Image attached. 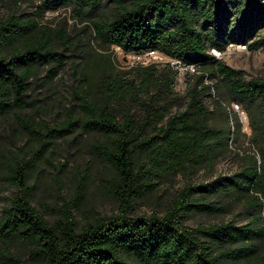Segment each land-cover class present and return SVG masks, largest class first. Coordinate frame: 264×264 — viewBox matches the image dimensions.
<instances>
[{
	"label": "trees",
	"instance_id": "obj_1",
	"mask_svg": "<svg viewBox=\"0 0 264 264\" xmlns=\"http://www.w3.org/2000/svg\"><path fill=\"white\" fill-rule=\"evenodd\" d=\"M105 3L112 5L113 13L91 21L102 44L126 54L157 50L199 68L185 110L166 119L168 110L162 102L174 96L178 73L168 64L169 76L155 65L138 68L139 74L126 81L85 74L83 88L74 92L78 115L70 109L66 119L53 126L35 129L16 116L27 124L37 145L29 158H16L8 166L7 181L15 194L0 216V260L23 264L10 247L20 242L32 258L46 264H264V76L248 79L211 53L213 48L223 51L229 44L246 42L251 50L264 49V37L256 35L264 27V0H43L41 11L73 6L85 18L83 14ZM60 35L70 42L62 31ZM53 40L47 28L39 30L36 20L0 17V117L27 106L28 80L35 65H52L53 79L65 64ZM206 78L216 84L204 83ZM152 91L153 106L139 98ZM212 92L217 103L226 95L229 101L240 102L260 158L245 153L233 174L188 183L162 215L137 216V202L155 192V179L182 168H210L222 152L217 143L225 131L211 125L212 112L203 102ZM128 101L140 104L143 113L136 117L111 106ZM236 124L241 127L238 119ZM79 134L98 137L92 149L112 170L108 189L117 211L79 227L73 213L78 210L75 194L69 201L63 199L52 224L32 205L27 181L56 139ZM210 197L242 202L248 222L186 225L194 212L223 211Z\"/></svg>",
	"mask_w": 264,
	"mask_h": 264
},
{
	"label": "rangeland",
	"instance_id": "obj_2",
	"mask_svg": "<svg viewBox=\"0 0 264 264\" xmlns=\"http://www.w3.org/2000/svg\"><path fill=\"white\" fill-rule=\"evenodd\" d=\"M43 0H0V17L15 15L21 19H33L38 22V28L48 29L53 37L52 46L62 55L65 64L59 69L53 79L50 78L52 65H35L28 80L26 94L27 106L23 109L14 108L0 117V216L8 201L15 194V189L7 181L8 166L16 158H29L37 141L29 134L24 121L17 120L16 116L27 119L30 126L40 129L44 125L53 126L66 119V112L73 109L78 115L79 107L74 92L82 87V77L92 74L94 77L112 76L124 81L139 74L140 67L155 65L160 74L169 76L168 64L174 67L169 57L162 53L135 59L132 54L124 53L118 47H107L97 40L91 26V21L98 17H108L112 12L110 3L102 4L95 10L83 14L73 6L58 10L41 11ZM65 34L66 41L61 38L60 32ZM57 35V37H56ZM264 37V27L257 34ZM239 45H246L242 48ZM225 55L217 58L228 66L241 70L246 78L264 76V49L251 50L248 42L229 45L223 50ZM216 57V56H215ZM77 64V66H75ZM199 68L186 73H177L174 79V96L166 97L162 105L168 110V116L181 113L185 110L188 101L187 94L195 83ZM204 83L216 84V80L206 78ZM152 91L147 97L140 94L139 98L153 106ZM212 97H205L203 102L212 112L211 125L225 131V137L217 145H221L222 152L215 158L210 168L199 166L189 170L182 168L175 170L169 176L155 179L156 190L137 202L135 214L137 216H150L153 213L162 215L167 204L177 192L188 183L199 184L210 182L217 176L231 175L243 163V154H256L260 158L257 147L250 141L251 130L247 114L241 113L242 108L237 100H230L222 96L217 103ZM239 105L240 110L236 108ZM114 109H126L136 117L143 111L140 104L135 101L124 104H114ZM237 119L241 127H237ZM230 130L233 138H228ZM97 136L93 134H79L73 138L56 139L36 162L30 172L28 185L31 186L33 196L32 205L54 223L58 217L57 212L63 204V199L69 201L75 194L79 195L78 210L73 211L78 220L79 227L97 217L110 216L116 213L117 204L108 189L112 177V170L92 149ZM223 211L218 214L194 212L185 220V224L195 227L199 224L211 225L232 221L240 226L248 222L249 215L244 210L242 202L210 197ZM11 252L23 264H46L41 260L32 258L29 248L22 243L15 242ZM0 264H8L0 260ZM250 264V263H248Z\"/></svg>",
	"mask_w": 264,
	"mask_h": 264
},
{
	"label": "built area",
	"instance_id": "obj_3",
	"mask_svg": "<svg viewBox=\"0 0 264 264\" xmlns=\"http://www.w3.org/2000/svg\"><path fill=\"white\" fill-rule=\"evenodd\" d=\"M234 46V44H229V48H232ZM242 48L246 47L245 45H239ZM159 53L157 50H148L144 53L141 54H135L132 53L133 57L135 59L141 60L144 57H148V56H153L154 54ZM211 53L216 56V58H222L225 55L224 51H219L215 48L211 49ZM172 65L174 66V69H176L179 73H186V72H190L193 71L195 69L194 65H185L183 64L181 61L179 60H174V59H170ZM236 108L240 110L239 105H236ZM241 113L244 115V111L242 110Z\"/></svg>",
	"mask_w": 264,
	"mask_h": 264
}]
</instances>
